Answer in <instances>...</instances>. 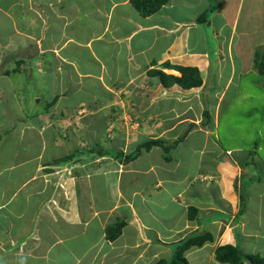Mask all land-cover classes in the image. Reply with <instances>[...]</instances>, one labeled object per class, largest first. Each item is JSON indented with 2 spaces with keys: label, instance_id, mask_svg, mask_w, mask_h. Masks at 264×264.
I'll use <instances>...</instances> for the list:
<instances>
[{
  "label": "crops",
  "instance_id": "0c3cea01",
  "mask_svg": "<svg viewBox=\"0 0 264 264\" xmlns=\"http://www.w3.org/2000/svg\"><path fill=\"white\" fill-rule=\"evenodd\" d=\"M191 2L189 5L182 0H170L158 12L143 16L131 0H0V33H4V40L0 42V102L6 93L2 91L1 82L12 77L14 90H19L28 84V81H22L21 75L30 76L31 80L41 75L39 82L30 81L31 87L43 85V95L58 98V104L61 98H75L79 92L85 94L84 98H90L87 104L93 102L94 108L101 106L93 101L98 98H103L99 99L100 102H106V98H134L132 103L136 106L131 109L141 117L144 131L138 133L135 144L128 149L118 141L115 147L104 148L128 154L137 145L151 139H163L165 144L172 145L168 153L160 145L144 148L140 156L130 162L109 155H96L102 158L96 161L93 156H82L83 160L58 164L57 170L62 172L64 180L63 190L53 192V211L41 213L47 218L40 221L34 217L31 220L26 216V207L18 216L10 214L8 219L2 211L10 205L5 201L9 187L25 180L40 181L43 177L49 181L48 174L53 171L47 167L55 159L86 151V148L74 147L70 152L52 158L47 152L43 158L27 148L32 147L28 138L21 144L12 137V129H17L18 124L12 127V123L4 121L0 113V152L4 156V163H0V262L157 264L160 259H170L175 245L198 231L210 232L212 239L202 246L192 245L185 251L188 264H228L216 258V248L224 244L238 245L245 253H258L264 257V209L246 215L245 207L244 213H240L239 196L245 191L251 198L249 189L256 182L252 180L247 187H239V184L243 185L244 177L250 174V168L242 167L240 156L231 157L234 149L227 150L229 155L223 161L219 156L224 153L212 151L214 166L208 168L207 153L210 151L205 139L202 145L191 147V156L182 148L195 133L204 136L199 130L201 127L185 123L191 114L185 99L201 96L202 92L196 91H203L207 78L202 75V86L185 89L177 83L165 86L157 74L151 73L162 70L167 74L181 75L178 69L167 67L166 63L196 66L199 70L202 64L208 66L212 63L206 46L192 47L190 43L192 30H199V25L206 23L201 22L199 16L214 0ZM221 2L214 11L215 20L222 18L230 31L224 39L244 40L238 46L243 49L251 42L252 22L242 17V7L247 0L233 1L232 6L228 3L221 5ZM226 7H232V11ZM66 14L76 16V20L65 23ZM212 20L207 23L211 24ZM100 29L102 33H96ZM145 32L152 33L150 38L145 37ZM198 35L196 41L202 42L206 38L200 36L201 33ZM224 39L219 42V53L222 49L229 51L233 44L230 41L224 46ZM17 43H20L18 47ZM153 45H160L161 49ZM25 51L37 56L39 64H24L21 71L29 72L12 76V54L23 56ZM242 52H237L240 66L232 64L231 71L245 68L242 66L245 62L240 55ZM196 60L198 63H193ZM131 71L135 75H131ZM233 79L234 76L230 75L226 88L233 84ZM224 95L225 90L219 101H223ZM135 98H152L155 102L173 98L174 102H169L168 108L159 106L145 111L143 102L148 100ZM64 106L67 109L68 104ZM158 117L168 120L169 125L164 127L163 121L156 122ZM114 128L115 125L108 131L115 133ZM96 162L99 163L93 164ZM71 166L77 168L80 175L70 178L69 172L74 168ZM62 167L65 170L61 171ZM241 167L247 171L240 172ZM28 197L23 200L30 201ZM190 207L197 209L193 218L189 216ZM33 212L32 215L37 216ZM49 218L54 221L49 222ZM119 223H123L120 235L110 240L106 235L107 227ZM59 225L63 227L62 231L57 228ZM20 258H24V262ZM243 264L250 263L244 261Z\"/></svg>",
  "mask_w": 264,
  "mask_h": 264
},
{
  "label": "rangeland",
  "instance_id": "374dc122",
  "mask_svg": "<svg viewBox=\"0 0 264 264\" xmlns=\"http://www.w3.org/2000/svg\"><path fill=\"white\" fill-rule=\"evenodd\" d=\"M80 1L84 2L85 0ZM182 1L190 5V3H192L191 1L194 0ZM233 1L239 2V0H231V2L222 0V2H220L221 5L228 3V6H232ZM220 2L218 3V0H214L213 3L214 5L217 4L219 7ZM242 8V17L246 18L247 22L248 20H251L250 22H252V24H250L251 32L249 35L251 42L250 44L248 43L247 46H243V49L238 46L241 44H239V42H244V40L233 39L232 41L230 40L233 44L230 45L229 51H224L222 49L219 53V42L223 41L225 37H228L230 31L227 26H224V20H222V18L215 20L216 14L214 11L209 14L208 21L213 19L211 24H209V22L202 23L199 25V30L194 29L191 32V46L193 47L197 45L199 48L206 46L210 53L209 56L212 58V63L208 66L207 64L205 66L204 64L201 65L202 69L200 68V72L205 79L207 78L203 91H200L199 89V91H196L202 92V94L200 93L201 96L197 95V97L192 96L193 98L185 99L189 104L188 109H191V114H189V118L185 119V123H191L192 125H196V127H201L199 130L204 133V136H201V133H195V136H190L183 143L182 148H184L186 153L191 156V147L202 145L204 139L207 140V149L210 151V153H207V167L211 168L214 166L212 151L224 153L222 156H219L222 157L219 158V160L223 161L224 157L229 155L227 150L234 149L231 157L236 155L244 160L248 153L252 150L256 151L258 147H260L258 153L261 157L257 156L254 158L260 162H257V180H255L256 182H254L251 185V189H249L251 198L247 197L246 199L245 211H247L246 215H248V212L250 211L258 213V211L264 209V75L260 74L255 62V52H257V50H263L264 47V0H249V5L247 0ZM227 10L232 11V7L227 8ZM64 19L65 23L68 22L71 24L70 21L76 20V16L69 17V15L66 14ZM240 22L242 23V19ZM91 24L93 25L94 23L91 21ZM244 25L247 26L248 23H245ZM197 30L199 33L196 32ZM219 30L220 32H218ZM96 33H102L101 29L97 30ZM200 33V36L205 35L206 37L201 40L202 42L199 40L196 41V38H198L197 36H199L198 34ZM144 35L145 37L150 38L152 33L145 32ZM3 40L4 33H0V42H3ZM230 41L227 38L224 39V46L229 45ZM235 41H237V44H234ZM19 45L20 43H17L16 46L18 47ZM153 46L156 47V49H161L160 45ZM17 47H13V49L16 50ZM238 50L243 51L240 55L243 58V61H245L242 64L245 68L238 70L236 67L237 71H231L232 64L237 63L238 67L241 64L237 61L239 60L237 54ZM24 53L25 55L21 56L18 54V56L12 60V76L16 74L21 75L24 72V74H27L29 72L28 70L24 72L21 71L25 68L24 64H39L36 60L37 56L33 57L34 54H28L26 51ZM195 62L198 63L197 60L193 63ZM129 68L130 66L128 67V70ZM130 74L135 75L132 71ZM230 75L234 76V79L232 80L234 82L226 88V82ZM21 77L22 81L26 83L28 81V84L25 85L24 88L16 91L12 86V77L5 78L1 82L2 91L6 93L5 97H2L0 102V113L3 115L4 121H10L12 123V127L18 124L17 129H12L11 127L12 137H15L20 143L26 141V138H28V142L32 144V147L27 146V148L38 152L43 158L47 152L52 158L65 154L66 151L70 152L69 150H72L74 147L79 149L86 148L84 150H89L92 149L97 142L103 145V147L109 148L115 147L118 141L122 146L127 145L128 149L131 144H135L137 140L135 137L138 136V133L144 131L142 130L143 126L140 120L141 117L131 109L136 106V104L132 103L134 98H106L104 100L106 102H100L99 99L102 100L103 98H98L93 101L98 102V105L100 104L101 106L94 108L93 102L90 101V103L87 104V101L90 98H84L85 94L79 92L75 94V98H61V103H59L60 107L57 103L58 98H47L43 95V85L40 86V84H37V86H34L33 88L31 87L30 81L34 83L39 82L42 79L41 75L34 80H31L30 76L27 77L21 75ZM224 90V99L223 101H219L224 94ZM190 92L191 91L188 92L189 96ZM144 99L148 100L145 103L143 102L142 108L145 109V111L153 108L158 109L159 106L168 108V103L174 102L173 98L162 99L163 101L158 100L157 102L152 98H135V100L138 101H144ZM164 100H167L168 102ZM152 101L153 103H151ZM65 104H68V106L70 105L71 107L68 108L67 106L66 109L64 106ZM72 105H74V107ZM178 110L180 109L178 108ZM206 110H208L209 115L205 114ZM181 111L184 113L183 110H180L179 112ZM42 114L44 115L42 116ZM160 118L158 117L156 119L158 121L156 122L162 123L163 121V124H165L164 127H166L169 121ZM151 121L152 123L155 122L154 119ZM28 125L30 127L27 128L26 126ZM114 125L115 128L113 129V132L115 133L111 134L108 130L113 128ZM122 125H124L123 129H121ZM7 127L9 128V126ZM123 137H125V139L120 140ZM20 148L24 150V152L26 151V149H23L22 147ZM101 158L102 157L94 156V160L97 159L96 161ZM99 162L93 164H98ZM0 163H4V156L1 152ZM192 165L194 166V164ZM84 166L85 165H81L82 168ZM57 167L58 165L56 164H50L47 167L48 170L50 169L49 171H53L48 174L49 181H45V177H43L44 179L36 182H26V180L19 182L20 185L24 183L22 187H17L19 184L9 187L6 191L8 197L5 201L10 202V205L7 206V209H4L2 213H4L9 219L10 214L18 216L23 208L28 207V214L26 216L31 218V220L34 217H37L40 221L46 219L47 217L41 213L48 211L51 213L53 211L55 205V201L53 203L51 202L52 199H54L52 196L53 192L63 190L64 180L62 172L58 171ZM72 167L74 166H71L70 168ZM186 168L188 169V167ZM63 169L65 170L63 167L60 168L61 171H63ZM72 171H74L73 174L71 173ZM246 171V169H242L241 167L240 172L245 173ZM65 172L68 173V171ZM78 172L79 170L74 167L73 170L69 172L70 175H67H69L70 178H73ZM21 180L22 178L20 181ZM81 180H85V178ZM239 187L242 188L241 184H239ZM261 192H263V195ZM28 196H30V201L23 200V198L28 199ZM238 199L241 203V196H239ZM32 206L34 212L31 211ZM39 210L40 213L38 214L37 212ZM32 212L33 214H37V216H33ZM51 215H53V213ZM51 215V218L56 217ZM51 218L48 219L49 222L54 221V219ZM57 228L62 231L63 227L59 225ZM239 232L240 229L237 230L238 236L240 235ZM54 243H56V241H54ZM20 259L24 262V258ZM0 264L6 263L0 262Z\"/></svg>",
  "mask_w": 264,
  "mask_h": 264
},
{
  "label": "trees",
  "instance_id": "16d2710c",
  "mask_svg": "<svg viewBox=\"0 0 264 264\" xmlns=\"http://www.w3.org/2000/svg\"><path fill=\"white\" fill-rule=\"evenodd\" d=\"M170 0H131L132 5L134 8L143 16H150L156 12H158L166 3ZM217 4L214 3L201 15L199 16V20L201 22H207L209 20L210 12L217 10ZM255 62L258 66L260 74L264 75V47L263 50H257L255 52ZM16 55L12 54V60L15 59ZM167 67H173L178 69L181 72V75L175 74H167L162 70H154L151 71L153 74H157L160 77L161 82L165 86H172L175 83L179 84L181 87L185 89H190L193 87L202 86L204 83L202 74L198 67L196 66H174L169 63L165 64ZM206 115H209L208 110L205 111ZM209 118V117H208ZM155 145H160L163 149L168 153L172 145L169 146L165 144L163 139H151L142 144L137 145L136 149L128 154H125L124 151L115 152L113 149H105L100 143H96L94 147L90 150H86L83 152H74L73 154H69L64 158H57L53 161V164L64 163L66 161L76 162L83 160L84 157L82 156H96V155H109L113 156L116 159L125 162H130L136 158H138L142 152V150L150 149ZM174 147V146H173ZM260 147L258 149L252 150L250 153L247 154L245 159H242V167H249L250 174L244 177V183L242 188L247 187L253 181L257 180V160L255 157H261L258 153ZM166 153V154H167ZM168 157V156H167ZM260 163V162H258ZM50 164V163H49ZM253 180V181H252ZM241 209L240 213H244L246 207V199L247 194L245 191H242L241 194ZM197 209L195 207H190L189 216L193 218L195 216ZM123 227V223H119L116 225L108 226L106 229V235L110 240H115L121 233ZM212 239V234L208 231L205 232H197L191 233L188 237L183 239L182 241L178 242L173 250V254L170 259H160L157 264H188V260L185 256V251L190 248L192 245L202 246L207 240ZM216 258L224 263L228 264H243L244 261H248L250 264H264V257L260 254H253V253H245L240 246L233 245V244H224L220 245L216 248Z\"/></svg>",
  "mask_w": 264,
  "mask_h": 264
},
{
  "label": "water",
  "instance_id": "95a60500",
  "mask_svg": "<svg viewBox=\"0 0 264 264\" xmlns=\"http://www.w3.org/2000/svg\"><path fill=\"white\" fill-rule=\"evenodd\" d=\"M33 51V49H31Z\"/></svg>",
  "mask_w": 264,
  "mask_h": 264
}]
</instances>
